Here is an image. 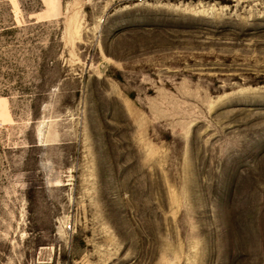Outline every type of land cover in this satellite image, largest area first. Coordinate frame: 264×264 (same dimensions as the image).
Listing matches in <instances>:
<instances>
[{
  "label": "rangeland",
  "instance_id": "374dc122",
  "mask_svg": "<svg viewBox=\"0 0 264 264\" xmlns=\"http://www.w3.org/2000/svg\"><path fill=\"white\" fill-rule=\"evenodd\" d=\"M0 264H264V0H0Z\"/></svg>",
  "mask_w": 264,
  "mask_h": 264
}]
</instances>
